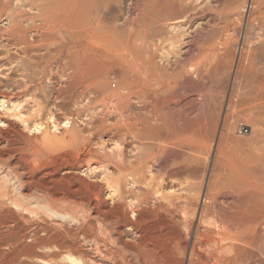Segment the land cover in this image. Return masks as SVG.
I'll use <instances>...</instances> for the list:
<instances>
[{"label": "bare ground", "instance_id": "obj_1", "mask_svg": "<svg viewBox=\"0 0 264 264\" xmlns=\"http://www.w3.org/2000/svg\"><path fill=\"white\" fill-rule=\"evenodd\" d=\"M89 1L22 0L33 12L11 5L13 12L6 15L2 28L14 46L20 45L29 57L34 56L33 50L46 45L63 52L71 68L68 75L73 79L68 83L80 81L85 91L94 93L92 102L103 105L99 113L93 112L95 117L90 114L91 136L98 138L99 151L84 140L75 150L84 153L85 167L103 165L104 181L96 194H59L49 188L39 189L37 195L24 194L19 189L28 182L22 178L25 172L4 167V174L14 176L19 191L12 193L0 185V209L18 210L10 221L17 229L18 242L30 240L29 245L20 243L29 247L25 253L28 263L264 264V30L256 43L250 44L252 41L243 37L244 47L237 49L238 53H229L228 62H220L225 47L222 40L218 44L221 47L211 49L176 77L175 70L165 72L172 60H157V48L144 50L136 45L135 33L134 40L127 39L126 33L121 41L115 33L103 29L99 7ZM184 5L178 0H148L131 7L130 12L147 20L158 15L157 21H169L175 20ZM257 8L262 14L258 23L264 29V0L257 3ZM28 32H32L31 41ZM178 83L193 96L192 109L197 112L190 119H182L178 111L162 110L180 101L163 97ZM133 100L149 106L150 116L131 113ZM106 134L118 136L122 144L105 150ZM128 138L133 141L132 154L139 150L134 155L126 153ZM144 149L151 151L146 153ZM170 158L179 162L176 167L167 168ZM172 162L169 164L174 165ZM155 168L163 173L154 175ZM183 174L199 179L196 188L183 183L185 180L179 177ZM180 184L189 186L192 193L195 189L189 211H177V199H172L183 191ZM135 188L144 189V196L130 197ZM144 210L152 212L153 219L147 217L145 222L150 221L142 226ZM125 235L131 236V241L124 240Z\"/></svg>", "mask_w": 264, "mask_h": 264}, {"label": "rangeland", "instance_id": "obj_2", "mask_svg": "<svg viewBox=\"0 0 264 264\" xmlns=\"http://www.w3.org/2000/svg\"><path fill=\"white\" fill-rule=\"evenodd\" d=\"M141 1L142 0H90L89 2H93V5L97 8L99 7L97 13L99 12V24H101L100 26L103 29L108 30L112 34L115 33L114 36L118 37L121 41H123L125 37L127 39L131 37L130 39L132 40L135 39L134 43L144 50L157 48V60H159V58H162L163 61H165V58L172 60L171 65L165 69L167 70L165 72L168 73V71L171 72L175 70L174 72H177L176 77L180 75L182 69L189 67V64L193 66V64L201 60L208 51L213 48L215 49L216 46L219 47L220 45L218 44H220L219 42L222 40L225 42V47L223 46L220 62L226 63L225 60H228L227 57H229V53L232 51L238 53L237 49L239 50L242 45V47H244L245 40L247 39L252 41L250 44L256 43L257 41L255 39H257L258 35L264 30L258 23L259 18L262 19V14L260 9L257 8V3L261 2V0H178L179 3L185 5L182 9L179 8V11L175 14L177 17L175 20H169L170 22L165 20H160V22L157 21V19H159L158 15L151 18L152 20H147V18L143 19V15L137 17L138 13L134 12V14H132L130 11H132V8L136 4L148 2V0H145V2H143L144 0ZM184 1L185 3H183ZM11 5L16 9H24L33 12L28 5H26L27 7L23 5L22 0H0V155L2 157H0V185L7 190L9 189L8 191L12 193L15 191L17 193V191L20 190L21 193L25 192L24 194L31 193L37 195L40 192L39 189L49 188V190H56L59 194H62L61 191H65L64 193L68 191V193L79 194L81 196L96 194L105 176V173L103 174V165L99 164L96 167H85V161H82L84 153L78 151L77 153L75 150L84 140L85 144L89 141L92 147L99 151L97 147L98 138H93L91 136L93 132V124H91L93 118H90V114L95 117V114L99 113L103 105L98 102H95L96 104L92 102L95 97V95H93L94 93L90 91L89 93L88 90L85 91L80 81L74 79L75 83L69 84L70 81L73 82V79H70V75H68L71 73V68L68 67L66 57L62 55L63 52L61 53L60 50L57 52V48L44 45L45 48L39 47L33 50L31 54L34 56L29 57V55L22 52V49L19 48L20 45H18V47L17 45L14 46L15 42L4 33L2 29L6 24V15L13 12V7ZM156 17L158 18L156 19ZM188 17H191L190 21H188ZM156 23L157 25H155ZM31 34L32 32H28L29 39L31 37L30 41L33 40ZM124 34L126 36L122 37ZM243 37L246 39L243 40ZM223 56H225L226 59L223 58ZM174 58H176V60ZM173 63L175 64L173 65ZM234 67L236 70L238 66L234 64ZM235 70L232 71L229 77V87H231V81ZM220 75L223 77V73H220ZM67 84H69L68 87ZM70 86L76 89L73 90L72 88L70 90ZM80 86L88 93L84 94ZM111 87L114 86L112 85ZM234 87L235 84L233 85V88ZM170 90L164 92L163 97L169 96L176 99L179 98L180 101L176 104H167L162 110L178 111V113L180 112V116L183 117L182 119L187 117V119H190L189 117L192 118V115L194 116L197 111L192 109L193 96L191 92L184 89L183 85L179 83L175 84L174 88ZM180 95L181 97L183 96V98H180ZM172 107H174L175 110ZM149 108L150 107L146 106L144 102L133 100L132 104L129 106V111L131 113L138 111L141 115L145 114L149 117L151 114L150 111H148ZM93 112L96 113L94 114ZM86 116L88 117L86 118ZM213 121L214 119L212 118L211 122ZM53 124H56V126L54 127ZM36 125H39V129L35 128ZM103 141L106 145L105 150L107 151L114 148L117 144H122L121 138L118 136L111 137L110 134L104 135ZM132 144L133 141L128 138V146L126 147V153L128 155L132 154V151H130ZM135 145L137 144L135 143ZM138 151V149H135L132 155L136 154ZM143 151L148 153L151 150L144 149ZM100 153H104L103 150H100ZM174 159L175 158L172 160V158H170L169 163L173 161L172 163L175 162L176 165L168 163L167 168L177 166L179 162ZM34 160H36V162ZM177 160L181 161L178 158ZM154 163L157 164V162ZM15 165H17V167ZM7 166H9L12 171L17 169L19 172H22V170L25 172L22 178L26 179L28 184L26 183L23 189H19V184H15L13 181L14 176H6L4 174V167ZM101 172L102 174H100ZM162 173L163 171H158V168H155L154 175ZM179 177H182L185 180L183 183L189 184L190 188H196L199 179L192 180V177L188 178V176H184V174ZM186 178L189 180L186 181ZM29 181H31V183ZM32 181L36 182L32 183ZM32 185H36V188H33ZM187 185L180 186V189L184 188L185 192L184 189L183 191L179 190L177 192L179 195H174L177 196V198L175 197L174 199V197H172L173 201L177 199L174 203L175 206L176 203H178L176 206L178 208H176L177 211L191 210L190 208L193 202L192 197L195 195V189L193 188V194L191 191L192 189H189ZM12 188L14 191L11 190ZM30 188L32 189L28 190ZM140 189L141 188H135L131 191L130 197L131 194L133 195L132 197H138L139 195V197L142 195L144 196L145 190ZM102 192H104V190ZM103 196L111 203L107 191L103 193ZM180 205L182 207H180ZM5 208L0 209V218L2 217L0 219V264H29V258L25 257V253L28 252L27 249H29V247H22L20 243L29 245L30 240L28 241L25 239L18 242L16 239L17 236L15 235L17 229L13 222L10 221V218H12L18 210L13 207L12 209L10 208L11 210H9L8 207ZM36 208L40 210L41 206L37 205ZM149 212L148 210L146 213L145 210L142 211L140 216L142 226L150 221L151 218L153 219V213L150 212L149 214ZM131 218L134 219V216H131ZM146 218L150 220L145 222V220H147ZM9 229L12 232L15 231V233H11ZM123 239L129 242L131 241V236L125 235ZM15 240H17V243ZM14 241L16 244L13 243ZM19 246H21V248ZM23 248L27 251L24 252L22 250ZM21 251L23 254L20 253ZM12 259L14 261H12ZM23 259L26 260L24 261Z\"/></svg>", "mask_w": 264, "mask_h": 264}]
</instances>
